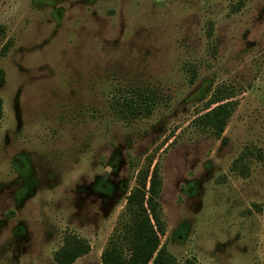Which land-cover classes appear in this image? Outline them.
Returning <instances> with one entry per match:
<instances>
[{
    "label": "rangeland",
    "instance_id": "374dc122",
    "mask_svg": "<svg viewBox=\"0 0 264 264\" xmlns=\"http://www.w3.org/2000/svg\"><path fill=\"white\" fill-rule=\"evenodd\" d=\"M0 99V264H101L151 159L179 262L264 264V0H0Z\"/></svg>",
    "mask_w": 264,
    "mask_h": 264
},
{
    "label": "trees",
    "instance_id": "16d2710c",
    "mask_svg": "<svg viewBox=\"0 0 264 264\" xmlns=\"http://www.w3.org/2000/svg\"><path fill=\"white\" fill-rule=\"evenodd\" d=\"M234 98L226 91H216L204 113L195 120V125L222 137L236 109ZM145 100H148L145 110L142 106H126V110L131 116H141L144 111L151 113L156 101L153 97ZM1 114L0 99V118ZM162 185L158 164L151 159L139 171L137 186L127 197L125 211L120 215L113 237L102 253L101 264H198L195 259L179 262L162 244V238L166 236L159 202ZM89 251L90 246L85 241L70 237L56 253L55 259L59 264H74Z\"/></svg>",
    "mask_w": 264,
    "mask_h": 264
}]
</instances>
